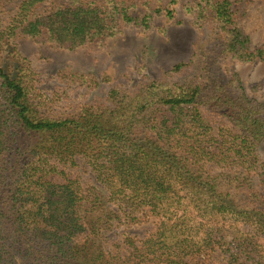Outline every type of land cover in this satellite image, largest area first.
<instances>
[{"label":"trees","instance_id":"trees-1","mask_svg":"<svg viewBox=\"0 0 264 264\" xmlns=\"http://www.w3.org/2000/svg\"><path fill=\"white\" fill-rule=\"evenodd\" d=\"M179 3L138 18L134 0H0V264H190L214 255L264 264V101L208 65L173 79L209 58L201 49L164 79L114 87L104 99L88 101L82 77L75 99L66 89L44 94L16 43L97 49L124 27L149 30L155 16L181 24ZM185 10L198 30L217 29L221 56L264 60L231 0H191ZM77 158L94 184L67 171ZM140 213L157 220L145 240L108 238L114 221L138 222Z\"/></svg>","mask_w":264,"mask_h":264},{"label":"rangeland","instance_id":"rangeland-1","mask_svg":"<svg viewBox=\"0 0 264 264\" xmlns=\"http://www.w3.org/2000/svg\"><path fill=\"white\" fill-rule=\"evenodd\" d=\"M236 12L237 27L250 38L251 49L264 46V0H231ZM168 0H134L137 4L132 13L141 18L150 9L166 5ZM191 0H180L176 6V21L164 16H155L152 27L145 30L138 26L123 28L122 34L108 40L104 47L97 49L80 48L71 52L56 49L49 43L37 42L19 36L16 43L22 55L30 62L39 75V88L44 94L55 90L67 91L70 99L82 93L76 88L77 77L86 80L90 93L87 100L104 99L114 87L131 88L142 80L160 81L172 68L180 63L189 64L196 52L205 50L208 59L200 58L197 63L186 67L173 79L182 81L196 76L201 68L212 67L218 80L232 85L237 81L246 95L264 101V60L243 62L220 55L217 43L223 42L214 27L200 31L193 25V18L186 12ZM214 48V50H213ZM73 77V78H72ZM59 79V81L57 80ZM65 79H71L69 83ZM67 85V86H66ZM260 163H264V143L258 146ZM67 171L79 177L84 185H92L95 179L87 173L80 158L75 164H68ZM112 210H117L111 206ZM157 220L146 213H140V221L113 222L114 228L107 232L111 241H122L131 237L137 242L145 240L155 229ZM216 255L212 259L201 258L190 264H222Z\"/></svg>","mask_w":264,"mask_h":264}]
</instances>
